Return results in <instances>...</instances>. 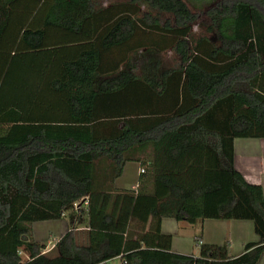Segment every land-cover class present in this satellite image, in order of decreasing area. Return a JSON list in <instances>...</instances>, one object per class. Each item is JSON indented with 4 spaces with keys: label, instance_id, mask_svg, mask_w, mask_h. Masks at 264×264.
Returning <instances> with one entry per match:
<instances>
[{
    "label": "trees",
    "instance_id": "obj_1",
    "mask_svg": "<svg viewBox=\"0 0 264 264\" xmlns=\"http://www.w3.org/2000/svg\"><path fill=\"white\" fill-rule=\"evenodd\" d=\"M236 139H264V0H0V264H258L264 191ZM129 162L151 192L115 187ZM84 204L89 243L71 227L44 253L33 224ZM164 219L259 241L233 257L200 231L177 254Z\"/></svg>",
    "mask_w": 264,
    "mask_h": 264
},
{
    "label": "crops",
    "instance_id": "obj_2",
    "mask_svg": "<svg viewBox=\"0 0 264 264\" xmlns=\"http://www.w3.org/2000/svg\"><path fill=\"white\" fill-rule=\"evenodd\" d=\"M234 155L236 169L243 174L248 183L260 185L264 191V139H236L234 142ZM139 175V164L129 162L124 168L123 175L117 179L115 187L125 190L136 191L140 189L142 192H151V182L143 181L140 183ZM81 207L83 213L80 216L74 215L73 217L67 214L60 220L39 221L33 224L35 241L46 245L44 253L51 252L58 240L71 227L79 232L78 242L81 245L89 243L87 206L84 204ZM161 231L165 235L172 236L171 250L173 253L190 254L196 257L199 256V251L195 247L194 237L200 231L203 234V244L224 245L229 240L233 257L242 255L246 244L259 241L254 223L247 220L207 219L198 224H188L174 219H164L161 223ZM115 261L121 264L120 257L112 259L106 264H111ZM258 264H264V258Z\"/></svg>",
    "mask_w": 264,
    "mask_h": 264
},
{
    "label": "rangeland",
    "instance_id": "obj_3",
    "mask_svg": "<svg viewBox=\"0 0 264 264\" xmlns=\"http://www.w3.org/2000/svg\"><path fill=\"white\" fill-rule=\"evenodd\" d=\"M101 1H102L103 4H108L109 2H111V1H113V0H101ZM206 22H207V21H206L205 17H201V19H199V21H198L196 27L194 28V30H195L196 32H200V31H202L203 28H204V24H206ZM168 56H170L169 60L172 61V60H171V54H169ZM36 228H37V227H36ZM111 264H119V263H118L117 261H115V262H112Z\"/></svg>",
    "mask_w": 264,
    "mask_h": 264
},
{
    "label": "built area",
    "instance_id": "obj_4",
    "mask_svg": "<svg viewBox=\"0 0 264 264\" xmlns=\"http://www.w3.org/2000/svg\"><path fill=\"white\" fill-rule=\"evenodd\" d=\"M140 173H144V169H143V168L140 169ZM137 188H138V187H137ZM74 206H75V207H78V203H76Z\"/></svg>",
    "mask_w": 264,
    "mask_h": 264
}]
</instances>
